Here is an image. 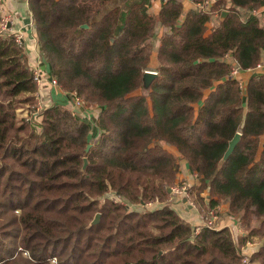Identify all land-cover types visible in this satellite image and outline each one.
Segmentation results:
<instances>
[{"label": "trees", "instance_id": "trees-1", "mask_svg": "<svg viewBox=\"0 0 264 264\" xmlns=\"http://www.w3.org/2000/svg\"><path fill=\"white\" fill-rule=\"evenodd\" d=\"M27 1L42 78L99 112L87 121L51 102L19 118L39 89L23 45L0 34V264H242L248 242L249 261L264 264V73L244 92L230 76L264 64V22L251 14L264 0L187 12L166 0L156 16L152 0ZM181 165L205 211L226 206L218 214L243 230L235 240L227 227L196 233L166 202ZM108 193L126 205L100 203Z\"/></svg>", "mask_w": 264, "mask_h": 264}, {"label": "crops", "instance_id": "crops-1", "mask_svg": "<svg viewBox=\"0 0 264 264\" xmlns=\"http://www.w3.org/2000/svg\"><path fill=\"white\" fill-rule=\"evenodd\" d=\"M163 1H166V0H152L150 7L148 9V13L152 16H156L160 10V7ZM206 1H208V5H209L212 0H206ZM182 4H183L184 12H187L191 9H199L202 11L206 9V7L202 9L198 7L197 4L194 5L190 0H183ZM255 12H256L255 16L258 17L262 22H264V7L258 10H255ZM221 13L222 12H220V14H217V13L214 14L213 21L222 20L220 19ZM2 22L6 23V30L3 31V33L5 35H13L15 38L19 39V41L23 45L25 55L27 58V62H28V66L30 69H32L36 62L35 58H36V51H37V41L35 38L33 19H32L31 13L28 8V1L27 0H0V25ZM211 27H212V24L209 23L208 28L210 29ZM45 72L47 73L46 70ZM46 73L44 74L43 76L44 78L42 79V83H41V85L43 84V89L45 90V91L43 90V93H45V95L42 94L43 96L42 102L45 105L46 104L49 105L51 104V102L65 104V106L68 105L66 103L68 98L65 95V93L58 90L56 87H52L51 85H49L48 83L49 77L47 76ZM261 73H264V66L261 70H258V71L242 72L239 77L240 78L239 80L243 81L244 85H246L251 75L261 74ZM182 167L184 168V170H186L184 174L186 179H190V177H193V176H190L185 165H182ZM180 175L181 174L179 173L176 180H179L181 178ZM189 206L190 205L185 207V210H183L184 212L181 210L180 216L183 219H185L193 227L200 226L201 225L200 220H199L200 214L196 210L197 215H194L190 210L191 206L190 207ZM221 208H220L222 210L221 213L227 210L225 209L226 207L224 208V206ZM221 218L223 219H221L220 221L221 223H219L220 227H218L217 229L227 227L233 230L234 232L237 231V236L243 233V230L236 224V221L234 219H232L231 217L227 215H222ZM257 250H258V243H251L250 246L247 247L244 251H246L247 255L250 256L252 253H255Z\"/></svg>", "mask_w": 264, "mask_h": 264}, {"label": "rangeland", "instance_id": "rangeland-1", "mask_svg": "<svg viewBox=\"0 0 264 264\" xmlns=\"http://www.w3.org/2000/svg\"><path fill=\"white\" fill-rule=\"evenodd\" d=\"M36 54L38 55V57H39L38 58V61L40 62L41 61V58H40V54H39L38 50L36 51ZM153 66L154 65H152V67ZM40 86H42V85L40 84L38 86V89H39V92L40 93L37 92V94L35 96L34 104L31 105V106H29V107L23 108L22 110L21 109H18L16 111V113H17V115H18L19 118H23L24 120H26L27 118L29 119V117L31 116V113L32 112H34V116H35L37 114H40L45 109V106L47 107V106L50 105V104L49 105H44V103L42 102V97H43L42 94L45 95V93H43V90L40 89ZM56 88L61 91V89L58 87V85L56 86ZM135 94H140V91L139 92H136ZM48 100H49V98H48ZM67 106L71 108V107H73V104L71 103V105H70V103H68ZM37 108H39L38 111H37ZM82 111L85 112L86 120L87 121H90V119H93V118H96L97 117L98 112H99V109L96 107V105H90V104L89 105H85V102H84V107L82 108ZM95 142H96V137H94L93 139H91L90 142H89V144L92 146V144H94ZM185 172H186V170H184V168L181 165V168H180V171H179V173L181 174L180 175L181 178L179 180H176L175 181V184L173 186H171V187L168 188V190H167V196H166V200L167 201L166 200L165 201L179 215H180L181 210L182 211L185 210V207L188 206V205L191 206L190 207L191 212L194 215H197L196 210L198 211V209H200V210L202 209L203 212H204L206 208H204V206L199 203V197H198V195H196V192H195L194 187H197L198 184H197V182L195 180V177L194 176L193 177H190L189 176L190 179H186L185 176H184ZM188 180H190V181H188ZM206 197H207V192L205 191L204 193H202L201 198L202 199L204 198L206 201H208V199ZM104 199H110V200L118 201L116 203H119L121 205H126V203L123 200L119 199L118 197H116V196H114L113 194H110V193L103 195L98 200H99L100 203H102ZM183 199H186V203H183L182 204ZM163 205L164 204H160L159 205L158 203H153V204L147 205V206H145L143 208H145L146 210H153V209L162 207ZM224 207H226V206H224ZM129 208L131 210H135V211H142L143 210V208L140 207V206L130 205ZM206 212L207 211H205V213ZM205 213H203V214H205ZM203 214L200 213V216L203 215ZM222 215L223 214H221V215L218 214V219L219 220H218V222H216L215 228L220 227L219 226V223H221L220 221H221V219H223V218H221ZM238 230H239V228H238ZM230 231H231L232 236H233V238L235 240L237 238V231L234 232L231 229H230Z\"/></svg>", "mask_w": 264, "mask_h": 264}, {"label": "built area", "instance_id": "built-area-1", "mask_svg": "<svg viewBox=\"0 0 264 264\" xmlns=\"http://www.w3.org/2000/svg\"><path fill=\"white\" fill-rule=\"evenodd\" d=\"M198 7L204 9L207 5H208V1H205L203 4H197ZM256 12L255 11H252V15H255ZM0 34H4L3 31L6 30V23L5 22H2L1 25H0ZM16 42L21 44V42L19 41V39L16 38ZM38 55L36 54V62H35V65L34 67L32 68V74H33V81L36 83L37 86H39L41 83H42V75H41V70L39 68V64L40 62L38 61ZM264 64L263 63H259L256 65V67L252 68V69H248L246 71H240L236 66H233L232 69H231V73H230V76L233 78V79H236L237 80V84H238V88L240 90H242V92H244L245 90V85H244V82L239 80L240 78V75L242 72H252V71H258V70H261L263 68ZM50 84L52 86H57V82L55 79L51 78L50 80ZM70 101L71 103L73 104V107H74V111L73 113L75 112V110L77 109H81L84 107V101L79 99L77 96H76V93H72L70 94ZM39 110V108H37V111ZM34 117V112L31 113V116L29 117V119L27 118L25 121L27 122H30L32 120V118ZM182 191V190H181ZM179 192V191H178ZM114 201V200H113ZM115 203L118 202V201H114ZM150 205V204H148ZM221 212V209L220 208H217V209H212V210H209L207 211L205 214L201 215L199 217V220H200V226H197L196 229H195V232L198 233L199 230L201 228H209V229H217L215 228V224L216 222H218V213ZM251 243H246V245L244 247L241 248V254H242V260H241V263L242 264H253L249 261V256L247 255L246 251H244L247 247L250 246ZM23 255L25 256L26 253H23Z\"/></svg>", "mask_w": 264, "mask_h": 264}, {"label": "water", "instance_id": "water-1", "mask_svg": "<svg viewBox=\"0 0 264 264\" xmlns=\"http://www.w3.org/2000/svg\"><path fill=\"white\" fill-rule=\"evenodd\" d=\"M227 12L223 11L220 15V19H223L226 16ZM9 26V25H8ZM81 29H87V25H82L80 26ZM156 73L152 72V71H145L143 74V87L144 89H147L150 85V83L152 82V80L156 77ZM75 112H78L77 110H75ZM240 133L237 132L234 137L228 142V147L223 155V157L221 158L219 165H221L222 163H224L228 157L232 154L235 146L237 145V143L240 140ZM90 147V145L87 146L86 150ZM86 166V159H84V164H83V169ZM183 203H186V199H183ZM190 207V206H189ZM225 208V207H224ZM226 209V208H225ZM224 209V210H225ZM100 219V214H96L93 218V220L90 223V226H94L99 222Z\"/></svg>", "mask_w": 264, "mask_h": 264}]
</instances>
